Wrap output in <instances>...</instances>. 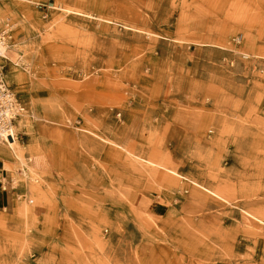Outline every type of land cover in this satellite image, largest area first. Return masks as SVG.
I'll return each instance as SVG.
<instances>
[{
  "label": "rangeland",
  "instance_id": "374dc122",
  "mask_svg": "<svg viewBox=\"0 0 264 264\" xmlns=\"http://www.w3.org/2000/svg\"><path fill=\"white\" fill-rule=\"evenodd\" d=\"M33 1L0 0L25 107L0 154L31 159L0 264H264V0ZM130 109L154 147L197 141L185 175L119 147Z\"/></svg>",
  "mask_w": 264,
  "mask_h": 264
},
{
  "label": "crops",
  "instance_id": "0c3cea01",
  "mask_svg": "<svg viewBox=\"0 0 264 264\" xmlns=\"http://www.w3.org/2000/svg\"><path fill=\"white\" fill-rule=\"evenodd\" d=\"M24 110H25V107H23V111ZM131 110H133V113H131ZM133 116L138 117V119H141L144 116L147 118L146 113H144V112H140L137 110L135 111L134 109H130L129 111H125L124 117L129 124L128 126L126 125V127H130L131 132L134 130V131H137V133H136V135H130V137H128V138L125 136V132H124V134H120V135L117 134L116 141L120 143L119 147L124 149V150L128 149L127 150L128 152L130 151V153H133L136 155H141V156L142 155H146V156L150 155L155 160H160V159L165 160L166 159L165 161H167L168 163L173 165V167H176L179 170V172H181L185 175L187 170L182 169L181 164H180L181 159H179V157H181V153L188 152V150L191 148V146H190L191 144H198L197 141L196 140H190V139L181 140V138L179 137L180 138L179 140L176 141V139H175L172 142V140L167 139L168 134L166 133L165 134L166 135L165 143H164V140L161 142L158 139L156 142L158 145L160 144V146H159L160 148L154 147L153 144L149 143L148 133H140L141 128H142V125H141L142 120H137ZM163 126H166V125H163ZM126 127L124 126L123 130ZM136 127H137V129L135 130ZM179 132H181V130H179ZM183 133H186V131H184ZM192 138L197 139L196 137H192ZM199 142H201L203 144L201 139ZM225 146H227V142L225 143ZM121 150L115 149V153H118L121 157H124V152ZM225 150H226V147H225ZM224 152H226V151H224ZM0 153H2V152L0 151ZM166 156L168 158H166ZM14 158H15V155L4 156V155L0 154V177L2 175L10 174L9 170H7V168H6L7 167L6 164H15L17 162V161H15V159L17 157L15 159ZM194 180L201 182V180H199L197 177L194 178ZM176 183L179 184V187L181 186L180 183L181 184L183 183V185L186 184L184 181L179 182V180H176ZM201 184H204L207 186V181L205 180ZM208 187H213V185L209 184ZM22 191H23V187H20L19 192H22ZM218 199H220V198H218ZM175 200L176 199H174V198H166L165 202H167V204L171 205L172 201L174 202ZM220 200L224 201L228 205L230 204L232 206V203H230L228 200L227 201L222 200V199H220ZM216 201H218V200L216 199ZM176 202H178L177 204L180 205V203L184 204L185 200L182 201V199H177ZM216 203L217 202H215V204ZM15 204L16 203L10 199L9 194L2 191L0 188V212H2V210L7 209V207L15 205ZM177 210H178V212H180V211H182V208L177 209ZM20 217L21 216H19L17 214L0 213V222H6V224L9 225L10 224V218H12L11 221H15L16 218H19L18 221L23 222L22 220H24V218L23 217L20 218ZM180 217H182L184 220H186V218H188L192 222H194L197 219L194 216L183 217L181 215V216H179V218ZM213 217L217 218L216 215ZM215 221H216V219H215ZM133 254H134V250L133 251L130 250L129 251V257L131 260L134 259ZM146 264H149L148 260H147Z\"/></svg>",
  "mask_w": 264,
  "mask_h": 264
},
{
  "label": "built area",
  "instance_id": "2783aa9c",
  "mask_svg": "<svg viewBox=\"0 0 264 264\" xmlns=\"http://www.w3.org/2000/svg\"><path fill=\"white\" fill-rule=\"evenodd\" d=\"M39 6L40 3L33 0H26ZM47 17V14L44 15ZM16 24L11 18L0 19V144L15 142L19 140L16 130V121L20 116L23 106L18 101L17 95L8 84L5 76V62L8 59V49L10 48ZM120 115V114H119ZM31 159L26 162L30 164ZM27 164L21 165L15 174H6L0 177V188L2 191L14 195L17 199L22 198L20 194V182L29 181V167ZM38 181V179H35ZM33 203V200H29Z\"/></svg>",
  "mask_w": 264,
  "mask_h": 264
},
{
  "label": "bare ground",
  "instance_id": "6f19581e",
  "mask_svg": "<svg viewBox=\"0 0 264 264\" xmlns=\"http://www.w3.org/2000/svg\"><path fill=\"white\" fill-rule=\"evenodd\" d=\"M8 143H9L8 145L11 146V145L14 144L15 142H11V141H10V142H8Z\"/></svg>",
  "mask_w": 264,
  "mask_h": 264
}]
</instances>
